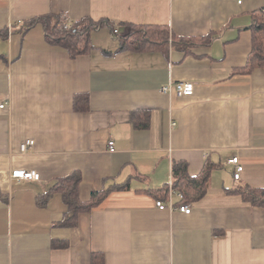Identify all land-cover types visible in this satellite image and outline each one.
Segmentation results:
<instances>
[{
  "label": "crops",
  "instance_id": "1",
  "mask_svg": "<svg viewBox=\"0 0 264 264\" xmlns=\"http://www.w3.org/2000/svg\"><path fill=\"white\" fill-rule=\"evenodd\" d=\"M241 1L0 0L8 34L0 36V264H264V208L236 193L264 188V68L234 74L247 63L252 14L264 11V0ZM46 15L105 26L92 34V52L72 59L47 43L41 25L20 31ZM133 24L216 39L189 54L124 50ZM176 82L194 83V95L161 91ZM78 94L89 97L86 112L74 110ZM134 111H149L147 130L134 127ZM234 157L243 166L238 181ZM207 161L217 167L191 214L160 211L156 202L174 190L173 163L195 177ZM15 170L41 181L12 180ZM74 172L83 202L129 189L63 226L62 196L45 207L37 197Z\"/></svg>",
  "mask_w": 264,
  "mask_h": 264
},
{
  "label": "trees",
  "instance_id": "2",
  "mask_svg": "<svg viewBox=\"0 0 264 264\" xmlns=\"http://www.w3.org/2000/svg\"><path fill=\"white\" fill-rule=\"evenodd\" d=\"M39 25L44 30L47 43L53 47L66 50L72 59L89 55L93 50L92 34L105 26L103 23H93L88 19H84L80 22L71 21L70 27H67L64 15H46L36 17L24 23L20 31L27 33ZM250 30L252 32L251 52L245 67L235 70L234 74L250 75L255 69L264 68V11L258 10L252 14ZM0 36L7 38V31H0ZM215 39L216 37L213 34L199 38L180 37L175 36L167 26L133 24L130 26L129 33L121 38V42L122 49L124 50L130 49L137 52L160 51L167 54L170 48H173L189 54L194 48L212 45ZM88 109V95H75L74 110L76 112H86ZM131 120L135 128L147 130L150 126V113L149 111H134L131 114ZM216 167L210 161H207L201 173L198 176L192 177L188 173L186 163H173V181L171 187L183 194L182 204L190 205L206 196L212 173ZM81 181L82 176L79 172H74L58 179L45 196L39 195L37 197L38 205L45 207L53 195L60 194L67 207V215L62 225L74 227L77 224L80 213L91 212L93 209L99 208L114 191L129 189L128 182L121 186H114L108 190L94 192L89 201L83 202L79 197ZM168 188V186L164 188L165 192L162 190V200H167ZM159 192L157 191V193ZM236 193L252 206L264 208V188L242 187L236 190ZM156 196L158 195L156 194ZM61 242L56 241L53 243V246L56 247L57 244L66 246L64 241Z\"/></svg>",
  "mask_w": 264,
  "mask_h": 264
},
{
  "label": "built area",
  "instance_id": "3",
  "mask_svg": "<svg viewBox=\"0 0 264 264\" xmlns=\"http://www.w3.org/2000/svg\"><path fill=\"white\" fill-rule=\"evenodd\" d=\"M238 3L241 4L242 1L238 0ZM66 18V25L67 27H70L71 21L68 19L67 16ZM114 35L118 36L119 31L116 30L114 31ZM161 91L164 94L167 95H177L178 97H190L194 95L195 92V84L192 82H176L169 84L167 86H164ZM1 108H5V106H1ZM175 126V124H173ZM34 143L32 141L27 142L25 145L22 146V151L23 152H28ZM114 144L110 143V148L112 149V146ZM231 164L235 166V174H234V179L238 181L241 178L242 172H243V166L240 164V160L238 157H234L231 160H229ZM12 180L16 181H26V182H40L41 178L40 175L36 172L33 171H25V170H15L11 174ZM178 198V200L182 201L183 200V194L176 192L174 190H170V200L168 202H162V201H157L156 206L160 211L164 210H178L183 214L190 215L192 212V207L190 205L182 204L178 208H175L174 206V198Z\"/></svg>",
  "mask_w": 264,
  "mask_h": 264
}]
</instances>
